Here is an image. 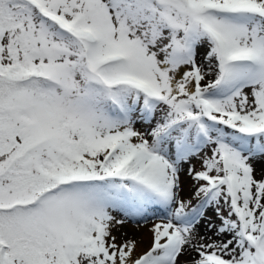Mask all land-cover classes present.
Returning a JSON list of instances; mask_svg holds the SVG:
<instances>
[{
  "label": "snow or ice",
  "instance_id": "6c2138e0",
  "mask_svg": "<svg viewBox=\"0 0 264 264\" xmlns=\"http://www.w3.org/2000/svg\"><path fill=\"white\" fill-rule=\"evenodd\" d=\"M256 161L264 0H0V264H264Z\"/></svg>",
  "mask_w": 264,
  "mask_h": 264
},
{
  "label": "rangeland",
  "instance_id": "374dc122",
  "mask_svg": "<svg viewBox=\"0 0 264 264\" xmlns=\"http://www.w3.org/2000/svg\"><path fill=\"white\" fill-rule=\"evenodd\" d=\"M137 127H138L141 131H143V126H141V125H137ZM193 163L196 164L197 169L200 168L199 161L194 160ZM262 163H264V162H260V161H256V162H255V167L257 168V175H258V177H259V170H260V168H261ZM184 167H185V170H186L188 166L185 165ZM183 179H184V193H183V195L187 197V196L190 195V193L193 191V186H192V181H191L190 177L187 176L186 171H185V173H184ZM194 203H195V202H194ZM209 216L212 217V219L214 220V222H216L217 224H219V220L216 219L215 214H214L213 212L209 211ZM142 222H148V221H142ZM142 222H141V223H142ZM149 222H151V220H149ZM141 223L139 224V226L141 225ZM134 224H135L136 226H138L136 223L132 222V225H134ZM135 225H134V226H135ZM199 227H200L201 234H204V233H205L204 225L201 224ZM202 228H203V229H202ZM143 230H144V229H141V228H139V227H137V228H132V229H131V228H127L126 226H124V228H123L121 231H122V232H126V233L128 234V236L133 235V238L136 239V237H138V235H141L142 233H144ZM116 235L119 236L120 233L118 232V233H116ZM207 235H212V233H207ZM214 238H215V237H214ZM137 240H138V239H137ZM145 243H146V242H145ZM147 244H148V243H146V244H144V245H141V247H145ZM182 259H183L184 261H190V260H191V255H186V256H184Z\"/></svg>",
  "mask_w": 264,
  "mask_h": 264
},
{
  "label": "bare ground",
  "instance_id": "6f19581e",
  "mask_svg": "<svg viewBox=\"0 0 264 264\" xmlns=\"http://www.w3.org/2000/svg\"><path fill=\"white\" fill-rule=\"evenodd\" d=\"M135 225V224H134ZM132 225V222H129L127 223L125 226L127 228H141V229H144V233H142L141 235H138V237H136V239L142 241V245L146 244L149 242V236H150V233H149V228L152 226V221L151 222H142L140 226H134ZM203 229V228H202ZM130 237H133V235H131ZM146 242V243H145Z\"/></svg>",
  "mask_w": 264,
  "mask_h": 264
}]
</instances>
